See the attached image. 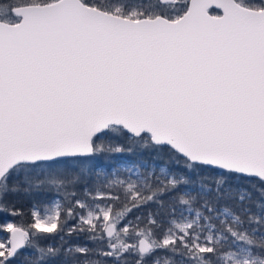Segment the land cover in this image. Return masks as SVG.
Returning <instances> with one entry per match:
<instances>
[{"label":"snow or ice","instance_id":"snow-or-ice-1","mask_svg":"<svg viewBox=\"0 0 264 264\" xmlns=\"http://www.w3.org/2000/svg\"><path fill=\"white\" fill-rule=\"evenodd\" d=\"M116 141L184 171L102 164L126 151ZM36 181L85 198L33 211L31 229L59 235L71 219L69 236L96 242L41 249L47 264H154L159 251L264 264V0H0V200ZM153 206L143 228H118ZM4 230L0 264H12L34 233Z\"/></svg>","mask_w":264,"mask_h":264},{"label":"trees","instance_id":"trees-1","mask_svg":"<svg viewBox=\"0 0 264 264\" xmlns=\"http://www.w3.org/2000/svg\"><path fill=\"white\" fill-rule=\"evenodd\" d=\"M120 146L124 147L126 151L122 153H106L104 156L99 158L100 162L105 165L116 166L117 161L120 157L128 158L130 161L139 163H145L147 165H164L167 169H172L174 172H183V165L177 164L174 161H170L167 157L158 156L153 150L141 147L140 145H132L126 141H116ZM143 170V169H142ZM156 175H159L157 169H155ZM188 179L197 180V176L195 174L189 173L187 175ZM10 184L12 181L9 182ZM233 183L242 188H247V190L251 193L252 199L260 200V193L256 190L259 185L256 184L255 180L245 179V180H234ZM66 193H75L77 198H85L83 196V186H79L76 188L64 189L62 187L58 188L51 184H41L39 181H36L33 185H21L19 191L9 192L6 196L0 200V232L5 231V221L8 220L14 225L18 227L25 228L26 230L33 232L34 235L30 237L31 243L25 242V247L19 249L15 258L13 259L12 264H33L34 261L40 262V264H47L50 261V257L41 253V249H44L46 253L48 248H53L58 250L62 255L65 254L68 248L72 247L76 244L79 245H87L89 247L96 246V242L90 239V235L88 233H73L72 235H68V229L77 223L75 220H67V223L64 226V231L59 235L56 233L52 234H41L36 233L34 229H31L30 225L33 222L32 210L33 208H37L39 210L46 209L51 200L55 197L58 198L59 204L62 205L64 211H66L67 206L70 203H74L71 195H66ZM91 197L89 195L87 198ZM223 203V202H221ZM154 210L153 208H145L142 211L133 210L126 217V221H130V224H126L125 221H121L119 227L128 226L130 229L139 226L143 228L144 224V216L147 215L148 211ZM79 211V210H78ZM13 212H18L19 215H13ZM176 213L175 215H177ZM173 213L171 210H168L164 213L163 216L158 215V220L171 219ZM140 217V219H137ZM166 225L156 230L157 237L160 236L161 232L165 230ZM63 237V239H61ZM128 241V243L135 244L137 242L136 237H124ZM107 238L105 237V243ZM74 248V247H73ZM31 253V255H30ZM158 258L161 263L171 262L175 257L170 252L159 251L154 260ZM59 259V258H57ZM126 261V264H134L136 259L135 255H127L122 258Z\"/></svg>","mask_w":264,"mask_h":264},{"label":"rangeland","instance_id":"rangeland-1","mask_svg":"<svg viewBox=\"0 0 264 264\" xmlns=\"http://www.w3.org/2000/svg\"><path fill=\"white\" fill-rule=\"evenodd\" d=\"M135 164H137V163H136V162H133V161H130L128 158L120 157V158L118 159V161H117L116 166H120L121 168H124L125 166H129V167H131V166H133V165H135ZM151 167L154 168V169H157L158 172H159V169H161V168H165V169H167L164 165H157V164H153V165H151ZM141 170H142V169H141ZM159 174H160V172H159ZM87 199H88L89 201H91V197H89V198H87ZM56 203H59V200H58L57 197H55V198H53V199L51 200L49 206H48L46 209H44V210H39V209H37V208H33L32 212H33V211H37V212H39L41 215H43L47 210L53 208V207L55 206ZM185 214H187L186 210H185ZM178 216H179V214L176 215L177 218H178ZM7 223H11V222L8 221V220H6V221H5V226H6ZM12 224H13V223H12ZM7 238H9V233H8L7 231L0 232V240H6ZM75 246H81V245H79V244L76 242V244L73 245L72 247H75ZM157 261L159 262V264H165V262H164V263H161L160 260H159L158 258H156V259L154 260V264H156ZM169 264H170V263H169Z\"/></svg>","mask_w":264,"mask_h":264},{"label":"water","instance_id":"water-1","mask_svg":"<svg viewBox=\"0 0 264 264\" xmlns=\"http://www.w3.org/2000/svg\"><path fill=\"white\" fill-rule=\"evenodd\" d=\"M10 235H11V234L9 233V237H10Z\"/></svg>","mask_w":264,"mask_h":264}]
</instances>
